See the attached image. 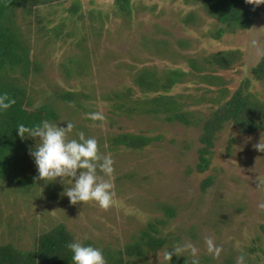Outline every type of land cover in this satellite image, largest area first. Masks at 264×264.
Returning <instances> with one entry per match:
<instances>
[{
	"label": "rangeland",
	"instance_id": "obj_1",
	"mask_svg": "<svg viewBox=\"0 0 264 264\" xmlns=\"http://www.w3.org/2000/svg\"><path fill=\"white\" fill-rule=\"evenodd\" d=\"M77 1L80 11L72 16L69 10ZM262 9L251 30L220 39L216 36L223 26L197 0H133L130 16L118 12L115 0H65L41 8L36 19L19 16L31 59L39 66L23 81L30 87L32 109L54 105L60 115L54 124H74L69 139H78L82 131L98 140L100 153L114 159L115 197L108 209L92 201L74 205L63 195L71 182L67 177L65 184L61 178L42 180L26 193L15 182L0 181V244L32 250L41 234L64 224L77 241L124 251L150 222L165 218L163 208L170 206L176 215L162 233L171 242L157 256L150 254L149 264H170L168 251L175 254L172 247L185 241L196 245L205 264H236L242 254L246 264L262 258L264 190L256 188V177L264 176V152L255 145L264 132L243 135L228 125L216 141L210 170L202 174L197 170L201 128L128 116L117 108L127 95L133 101L154 96L138 86L145 70L187 74L171 95L182 96L189 110L206 116L218 107L220 88L232 95L247 81L264 103V86L253 73L264 57V4ZM228 51L242 54L231 70L205 62ZM204 75L222 82L209 83L200 78ZM64 93L74 94V101L60 99ZM91 112L102 113L104 120L89 119ZM123 133L147 134L157 141L142 151L110 149V139ZM29 140L30 151L38 138ZM23 156L25 168L33 166L25 173L28 178L37 166L29 153ZM208 178L213 184L203 192ZM206 237L222 246L219 258L207 252Z\"/></svg>",
	"mask_w": 264,
	"mask_h": 264
},
{
	"label": "trees",
	"instance_id": "obj_2",
	"mask_svg": "<svg viewBox=\"0 0 264 264\" xmlns=\"http://www.w3.org/2000/svg\"><path fill=\"white\" fill-rule=\"evenodd\" d=\"M65 0H0V93H8L15 99V104L8 110L0 113V181L15 182L23 193L38 186L42 180L38 177V170L32 171L28 176L25 173L30 168H25L23 155L31 137L21 138L16 129L19 124L31 127L42 121L55 122L60 118L54 105L44 103L32 109L30 87L25 79L38 71V63L31 59V46L25 37L24 29L19 23V16L26 19H36L41 8L52 7L64 3ZM201 2L208 15L216 19L223 28L218 32L220 39L228 33L249 31L263 14L262 4L247 3L246 0H197ZM115 5L123 15H132L133 0H115ZM80 1H77L70 14L78 15ZM38 18V23L39 22ZM242 54L239 51L217 53L206 59L210 66L220 70H231L240 61ZM194 71H198V64L192 63ZM254 78L264 86V57L253 69ZM17 74H19L17 76ZM21 75V76H20ZM185 74L181 70L167 71L162 75L145 70L138 79V86L145 94H154L153 97H144L140 100H126L117 108L128 116L139 115L148 119H158L166 124H181L185 127L201 128V147L199 149V162L197 170L206 173L210 170L216 141L221 133L232 125L243 135H253L264 132V103L251 91V82H245L232 95L229 89L220 88V95L215 100L218 105L209 116L201 112L191 111L182 103V96H172L171 92L177 85L185 82ZM201 79L215 84L222 82L211 75L200 76ZM230 95V96H229ZM59 98L67 103L74 101L72 93L60 94ZM31 108V109H30ZM159 139V138H158ZM110 149H127L142 151L152 146L157 138L147 134H118L110 139ZM231 140L229 150L233 145ZM24 157V158H23ZM25 165V166H24ZM27 166V167H29ZM213 184L208 178L203 182L202 190L206 192ZM165 218H156L141 232L137 241L128 245L124 251L111 248H100L106 258L107 264H149L150 254L157 256L171 242V236L166 238L162 227L175 217L174 207L164 206ZM264 237V225L261 226ZM77 241L75 236L64 224H59L51 230L41 234L32 250H21L12 244H0V264H73L72 253L68 244ZM259 249L262 258L256 259L251 264H264V241ZM95 247L98 245L91 241ZM253 253L256 252L254 248ZM170 264H190V258L177 256L172 251ZM129 259V260H128ZM200 264L205 262L200 261Z\"/></svg>",
	"mask_w": 264,
	"mask_h": 264
},
{
	"label": "clouds",
	"instance_id": "obj_3",
	"mask_svg": "<svg viewBox=\"0 0 264 264\" xmlns=\"http://www.w3.org/2000/svg\"><path fill=\"white\" fill-rule=\"evenodd\" d=\"M246 2L257 6L264 4V0ZM15 102L8 93H0V113L11 108ZM87 115L93 121L104 120L100 112H91ZM73 128L74 124L69 121L66 126H60L45 120L31 127L19 124L16 129L22 139L26 136L38 138L35 148L29 151L37 166L36 179L46 183L61 178V183L65 184L67 177L71 182L65 187L63 195L69 198L70 203L75 205L92 201L99 207L108 209L114 203L115 197L114 185L111 182L115 170L114 159L110 155H102L98 140L95 137H86L82 131L78 133V139H69L68 133ZM255 147L264 152V137ZM256 180V188L264 190V176L258 175ZM205 244L210 255L220 257L222 246L217 245L213 238L206 237ZM68 248L72 253L73 264H107L102 250L98 247L74 241L68 244ZM172 249L176 255L187 254L184 256H187L188 260L190 255V264H200L199 249L191 241L175 245ZM172 255L173 253L168 251L170 258ZM236 264H246V257L240 255Z\"/></svg>",
	"mask_w": 264,
	"mask_h": 264
}]
</instances>
